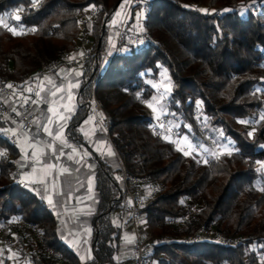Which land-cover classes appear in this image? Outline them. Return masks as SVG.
<instances>
[{
	"label": "trees",
	"instance_id": "16d2710c",
	"mask_svg": "<svg viewBox=\"0 0 264 264\" xmlns=\"http://www.w3.org/2000/svg\"><path fill=\"white\" fill-rule=\"evenodd\" d=\"M123 1L39 0L34 5L32 0H0L4 23L19 25L17 31H23L13 35L0 25V83L13 82L15 93L26 94L42 76L36 75L38 70L76 53L83 38H90L76 94L80 107L68 125L75 130L85 118L86 106L96 103L118 164L128 176L148 180L146 189H152L154 197L140 210L142 225L152 236L171 237L152 246V264H260L264 256V167L259 165L264 164V0H147L141 27L150 40L144 45L128 43L108 60L110 22ZM12 12L19 21L6 17ZM87 12L91 17L81 21L79 16ZM161 69L168 77L161 117L192 144L230 140L228 154L208 159L190 150L185 155L153 132L147 104L153 103L156 91L148 79L156 81ZM196 114L204 123L203 131ZM4 127L0 115V151L4 152L0 223L16 221L24 229L33 227L41 245L57 255H38L36 242L17 238L26 264H82L59 240L43 199L15 180L18 150L4 136ZM119 170L95 160L93 258L83 264L116 263L119 227L111 215L120 209ZM186 199L198 206L195 219L177 227L165 225L168 217L185 215L180 204ZM200 227L220 238L238 237V244L184 241Z\"/></svg>",
	"mask_w": 264,
	"mask_h": 264
},
{
	"label": "crops",
	"instance_id": "0c3cea01",
	"mask_svg": "<svg viewBox=\"0 0 264 264\" xmlns=\"http://www.w3.org/2000/svg\"><path fill=\"white\" fill-rule=\"evenodd\" d=\"M125 3L126 0L122 2L120 11L116 12H121ZM82 54L83 50L79 47L76 53L69 55L76 58L72 67H62L44 74L36 80V85L28 93L17 92L8 97L5 105L9 111L2 115V119L5 122L4 136L18 150L15 180L43 199L54 217L59 240L83 264L93 258L90 237L91 217L95 207V160L100 159L110 167L119 164L108 141L103 117L93 109L94 103L86 106L85 118L79 126L75 130L69 128L71 116L80 107L76 94L81 80ZM37 92L39 96L36 95ZM53 92L56 93L55 96L52 95ZM69 95L71 99H68ZM25 100L30 103L31 127L23 133L13 108ZM49 108H53L57 114L54 115ZM67 108L72 110L66 111ZM60 114L68 118L61 120ZM49 120L52 123L49 124ZM45 127L53 132L59 129L61 139L54 140L53 136L44 131ZM50 142L51 148L48 146ZM22 148L26 150V156L21 151ZM34 150L38 153L36 156L32 155ZM48 165L54 167L48 168ZM49 196L53 204L48 202ZM116 225L120 227L118 223ZM132 239L130 228H119L115 264H127ZM5 256L6 253L3 255L4 260ZM4 260L0 258V264H4Z\"/></svg>",
	"mask_w": 264,
	"mask_h": 264
},
{
	"label": "built area",
	"instance_id": "2783aa9c",
	"mask_svg": "<svg viewBox=\"0 0 264 264\" xmlns=\"http://www.w3.org/2000/svg\"><path fill=\"white\" fill-rule=\"evenodd\" d=\"M145 0H126L125 6L121 11L119 20L116 23L113 39L111 46L107 53V59L120 53V45L123 44L126 37L127 22L131 15V11L134 7L145 4ZM129 43L144 45L150 40L149 33L143 29L138 34H132L128 38ZM88 54L81 55L80 59H87ZM76 62V58L64 55L54 61L46 64L43 69L37 71L36 75H44L52 73L62 67H72ZM11 85V87H9ZM16 92V84L13 82H7L5 84L0 83V115H3L9 111L5 105V100ZM93 109L96 113L100 112V108L96 103L93 104ZM13 112L19 123L20 131L26 133L31 127V115H30V103L24 102L13 108ZM105 124V122H104ZM168 124L163 122L161 129L167 131ZM105 124V130H106ZM166 128V129H165ZM211 142V141H209ZM218 152V150H216ZM191 153L200 155L201 151L198 147H193ZM116 158L119 160L118 155L115 153ZM220 154L211 153L207 155L208 159H215ZM203 162H206L203 160ZM119 177L117 185L121 192V197L117 201L120 202V209L111 215L115 224H119V228L125 229L130 228L132 232V246L130 259L127 264H152L149 254L153 245H161L171 240L169 235L152 236L148 232L143 231V225L140 220V210L144 205L154 197V191H149L148 180L143 177H130L126 174L121 163L119 164ZM180 207L184 209L185 215L179 217H168L165 219L164 224L172 227H177L183 224L185 220L193 221L198 212L197 204L193 203L190 199H186L180 204ZM14 228L18 232L25 233L24 230L33 232L34 241L38 244L35 253L44 257H55L57 256L54 251L49 248L43 247L39 240V234L35 232L33 227L24 229L21 224L16 221H7L0 223V233L5 235ZM26 234V233H25ZM25 234H23L25 236ZM27 236V234H26ZM8 242L7 240H4ZM184 241L187 243H196L199 241H214L222 245L236 246L238 244V237L230 239H224L214 235L210 229L198 228L195 232L184 237Z\"/></svg>",
	"mask_w": 264,
	"mask_h": 264
},
{
	"label": "rangeland",
	"instance_id": "374dc122",
	"mask_svg": "<svg viewBox=\"0 0 264 264\" xmlns=\"http://www.w3.org/2000/svg\"><path fill=\"white\" fill-rule=\"evenodd\" d=\"M147 1V0H145ZM125 6V5H124ZM122 7V6H121ZM147 9V4L145 3L144 5H138L132 9V15L129 17L128 22H127V28H126V39L124 40L122 46H120V51L122 52L124 46L129 43V36L132 34H138L140 31H142L144 28L141 27V19H142V14L143 12ZM120 11V8L118 9ZM116 12L114 14L113 19L110 22L111 25V41L113 39L116 23L119 20V17L121 15V12ZM119 13V15H117ZM241 14H244V11L241 12ZM90 12H87L85 16L80 15L79 19L83 21L84 19H87L88 17L90 18L91 16ZM17 14L15 12L9 13L6 17L12 19L16 18ZM130 22V23H129ZM129 23V24H128ZM20 32V31H18ZM12 33V32H11ZM150 35V34H149ZM111 44V42H110ZM89 45H90V38L84 37L82 43L80 44L81 50H83V54H88L89 53ZM111 46V45H110ZM82 54V55H83ZM150 81V84L156 91V96L155 100L153 101V106L157 108L156 112H153L152 108L147 107L148 113L153 117L154 119V126H153V132L159 135L162 138H165L168 141H171L177 148L180 149V151L184 154L185 152H188L193 148V147H198L201 153L206 154V155H211V153H218V154H228L230 150V140H225L222 143H219L217 140H208L211 141L209 144L207 143L206 145L202 144H192L190 143L189 139L185 134L179 135L178 132L176 131V126L172 127L168 123V128L167 131L161 129V124L163 122H166L165 119L161 117V102L165 100L167 92H168V77L163 69L160 70L158 74V78L156 81ZM153 85H160V87H154ZM163 94V96H162ZM264 108V105H263ZM264 115V111L262 112ZM261 113V114H262ZM260 114V115H261ZM159 117V119H157ZM196 120L199 126V129L201 131L204 130V123L199 118V116L196 114ZM244 125V123H242ZM246 127H250L249 124L247 123L245 125ZM165 128V129H166ZM171 129L170 131L168 129ZM207 139H210V137L206 134ZM220 139V137L218 138ZM176 141V142H173ZM227 146V148H225ZM218 150V152L216 151ZM260 166L262 164H259ZM149 191H152V189H148ZM25 233L18 232L14 228L9 230V232L5 235H2L0 233V258L1 260H4V253H6V259H5V264H26L25 256L21 255L18 250V245L16 243L17 238H22L23 243H25V240L31 239L34 241V236L32 235L33 232L24 230ZM143 231L147 232L145 228L143 227ZM25 234V236L23 235ZM4 240H7L8 242H5ZM125 240V239H122ZM35 242V241H34ZM260 264H264V256L260 258ZM3 264V262H1Z\"/></svg>",
	"mask_w": 264,
	"mask_h": 264
},
{
	"label": "snow or ice",
	"instance_id": "6c2138e0",
	"mask_svg": "<svg viewBox=\"0 0 264 264\" xmlns=\"http://www.w3.org/2000/svg\"><path fill=\"white\" fill-rule=\"evenodd\" d=\"M33 4L36 5L39 3V0H32ZM122 6V5H121ZM225 11H228L227 9ZM117 15H119V13H117ZM20 17L19 16H16V20L19 21ZM0 25H3L5 28H8V30L10 32H12L13 35H18V34H23V31L21 30L20 32L17 31V28L20 27L19 25H17L16 27H9L7 24L4 23V18L0 17ZM31 31H35V29H31ZM170 83V82H169ZM154 87H160V85H153ZM9 87H11V85H9ZM59 90V89H58ZM29 91H31V89H29ZM37 96H39V92L36 93ZM53 96L56 95L55 92L52 93ZM163 96V94H162ZM68 99H71V96L69 95ZM156 98L154 97L153 100H155ZM148 107L152 108L153 112H156L157 111V108L153 106V103L149 102L147 104ZM197 106H200V102L197 101ZM72 109L71 108H67L66 111H71ZM49 111H52L54 115H56V111L53 109V108H49ZM160 112L161 114H163V108L160 109ZM68 117H65L63 116L62 114H60V119L61 120H65L67 119ZM157 119H159V117H157ZM48 123H52L51 120L48 121ZM240 123H247V121H240ZM61 128L63 127V125L60 126ZM169 131L171 130L170 128L168 129ZM44 131L47 132L50 136H53L54 140H60L61 139V131L58 129L56 132H53L51 129L45 127L44 128ZM16 133L13 131V135H15ZM222 134V133H221ZM249 136L252 135L251 132L248 133ZM167 138V137H165ZM173 142H176V141H173ZM231 143V142H229ZM50 148L52 147V143L50 142L49 145H48ZM261 147H264V145H261ZM225 148H227V146H225ZM21 151L23 153H25V156L27 155L26 154V150L25 149H21ZM38 153L37 151H33L32 155L33 156H36ZM109 154L111 155V150L109 149ZM185 155H188V152H185L184 153ZM4 155V152L3 151H0V156H3ZM262 167H264V164L261 165ZM54 167L53 165H48V168H52ZM33 171H35V169H33ZM66 171V169H65ZM48 202L50 204H53V200L51 198V196L48 197ZM81 259H83V257H81Z\"/></svg>",
	"mask_w": 264,
	"mask_h": 264
}]
</instances>
